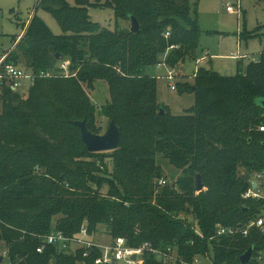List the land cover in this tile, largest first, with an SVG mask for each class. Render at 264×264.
<instances>
[{
  "label": "trees",
  "instance_id": "trees-1",
  "mask_svg": "<svg viewBox=\"0 0 264 264\" xmlns=\"http://www.w3.org/2000/svg\"><path fill=\"white\" fill-rule=\"evenodd\" d=\"M197 2L106 0L102 6L113 10L114 29L90 19L87 7L101 6L91 0H75L74 5L66 0L36 2L35 11L42 8L51 13L62 32L53 34L34 11L7 59L21 60L26 68L38 72L57 69V63L69 57V70L76 74L37 78L25 101L13 104L18 93L10 89L0 95V239L8 242L6 259L0 255V264H95L98 249L87 256L83 250L69 253L54 246L36 250L41 236L51 230L71 236L83 225L93 234L97 226L104 225L111 239L121 236L132 247L149 242L162 251L174 249L178 260L171 264H184L179 259L191 263L209 249L212 264H242L240 256L250 246L253 253L245 264H259L256 256L264 255V231L252 227L245 236L237 228L264 216V198L242 197L250 182L237 170L264 171V131L258 129L264 124L260 104L264 46L244 73L223 76L198 68L193 83L178 82L177 90L191 92L194 103L177 116L160 114L156 78L145 72L159 62L174 68L196 58L202 32ZM130 16L139 22L136 32L119 28L120 20L129 21ZM256 35L264 39V33ZM95 78L109 84L110 101L103 112L120 130L119 146L112 151H87L74 123L85 119L87 129L94 133V110L77 81ZM49 81L54 82L49 90L34 94ZM65 83L73 86L69 94H65ZM51 93L58 96L60 106L51 100ZM141 118L150 119L151 126L142 137L143 144L128 149L121 123L133 134ZM33 123L65 139L66 127L73 128L81 146L78 154L84 159L70 160L74 168H69L57 156L52 158L44 139L29 143L28 127ZM12 137L13 143L4 140ZM105 153L111 157L113 172L100 162ZM160 156L182 171L174 185L157 184L164 178L157 163ZM7 157L13 158L9 161ZM37 166L45 168L44 172H35ZM196 174L201 181L209 180L204 181L209 186L206 190L197 192ZM9 201L24 204L15 208ZM218 226L237 231L217 235ZM141 264L165 263L148 252Z\"/></svg>",
  "mask_w": 264,
  "mask_h": 264
},
{
  "label": "rangeland",
  "instance_id": "rangeland-1",
  "mask_svg": "<svg viewBox=\"0 0 264 264\" xmlns=\"http://www.w3.org/2000/svg\"><path fill=\"white\" fill-rule=\"evenodd\" d=\"M37 1L38 0H0V53L9 52L20 40V34H24L30 18L34 14ZM91 1L101 6L90 5L87 7V13L90 19L100 26L114 29L113 10L110 7L102 6L106 0ZM66 2L69 5L75 4V0H66ZM227 3H239V16H237L236 13H230L226 10ZM35 14L45 23L53 34L57 35L62 32L59 23L51 13L42 8H38ZM197 18L198 25L202 32L199 38L196 58L186 59L178 67L173 68L175 72V80H173V83L175 85H177L178 82L193 83L194 74L198 68L212 70L223 76H236L238 72L244 73L246 65L251 59L257 60L259 58V54L264 46V39L256 34L264 33V0H198ZM126 27H130V22L120 20L119 28ZM242 34H248L249 37L244 39L241 37ZM66 60L70 62L71 59L67 57ZM91 65L92 66H88V68L93 67V64ZM145 72L156 78V97L157 101L162 105L163 113L169 112L174 116L181 115L186 109L193 105L194 96L191 92L180 93L177 88L173 90L169 87V81L164 78L166 75L165 68H159L154 64L146 67ZM72 73L74 74L71 76H75L76 70H74V72L72 71ZM154 73L157 76H154ZM53 84L54 82L51 81L42 83L39 88H36L34 94L39 93L40 90H49ZM77 84L79 89L85 94L91 108L94 110V134H103L110 121L103 112L105 105L110 101L109 84L101 78H95L92 81L80 80L77 81ZM63 85L66 92L65 94L71 93V88L73 86L66 83ZM29 96H31L30 90H24L18 93L12 102L14 104L18 101L28 100ZM50 97L55 104L59 105V98L56 94L51 93ZM2 100L3 99L0 98V116L3 111ZM157 111H155V114H157ZM73 116L78 117L76 114ZM81 118L82 116L80 115V119ZM121 124L124 136H126L128 149L134 148V145L136 148L138 146L140 147L144 141L142 137L145 138L146 130L148 131V128L151 126L150 119H138L136 130L132 134L129 133V127L124 121H122ZM41 126L43 125L41 124ZM28 128L30 133V136L27 137L28 142L31 143L34 140L40 141L44 139L46 144H50L49 147L51 148L49 152H51L52 158H54L53 156H57L67 167L74 168L71 161L83 158L78 154L81 150V146L77 143L78 133L76 134L73 128L66 127V136L64 135L67 137L66 139L58 132H51L47 128H42L39 125L35 126V123L30 124ZM10 138H5L4 140L13 143V137L12 140ZM100 157V162L105 164V168L113 172L111 157L106 153L102 154ZM12 158L13 157H7V160L11 161ZM158 158L157 163L160 166L161 175L166 180V184L174 185L176 180L182 176V171L170 165L166 158L162 156ZM44 170L45 168L39 166L35 168V172H38V174L44 172ZM244 171L242 167H239L237 170L239 173ZM215 177L216 176H214V178ZM204 181L209 180L204 178ZM204 181H201L203 184L201 190H206L209 187L205 185ZM105 191L106 189L103 187L102 192ZM9 203L15 208L17 205L21 206L24 204L23 202L17 203L13 201H9ZM180 214L186 216L184 212ZM188 217H190V215H188ZM56 218L57 217L53 218V224ZM7 227L5 226L8 230H14L10 226ZM259 230L264 231V228H259ZM106 232V227L104 225H99L92 237L97 242H109L111 238ZM10 233L12 234V232ZM7 249L8 242L0 239V255H2L4 259H6ZM207 253L208 254L203 257H196L199 259L198 264H212L211 249L207 250ZM145 254L143 253L141 255L142 259ZM135 264H138V262H135Z\"/></svg>",
  "mask_w": 264,
  "mask_h": 264
},
{
  "label": "built area",
  "instance_id": "built-area-1",
  "mask_svg": "<svg viewBox=\"0 0 264 264\" xmlns=\"http://www.w3.org/2000/svg\"><path fill=\"white\" fill-rule=\"evenodd\" d=\"M226 10L230 13H236L237 16H239L240 5L239 3H227ZM167 35L168 34L166 33L165 36ZM173 47L174 46H170L169 49ZM7 55L8 52L3 53L0 56V95L5 89H10L14 93H21L24 90H28L37 78H50L59 75L67 77L74 74L69 70L68 60H60L56 65L57 69L40 70L36 72L31 68H26L21 62L14 63L9 61L7 59ZM157 67L166 69V75L164 78L169 81V87L175 90L176 85L173 83V80H175L174 69L168 67L164 62H159ZM258 129L260 131H264V124L260 125ZM249 175L250 180L255 181V187H253L249 181L250 187L245 191L243 197L254 199L264 198V171L254 172ZM165 183L166 180L164 178H160L157 181L159 186H162ZM263 225L264 216H260L256 219L248 221L244 226H239L237 229H239V231L246 236L252 227L263 228ZM237 229L218 226L216 234H233L237 231ZM93 235L94 234L90 233L85 225H83L77 233L71 236L53 229L48 234L41 236V243L36 250L41 252L46 246H54L58 250L69 253H75L77 250H83V256H87L92 249H98L100 250V254L94 259L95 264H135V262L141 264L143 261L141 255L145 251H148L158 257L164 261L165 264L175 263L178 260L175 250L171 248H167L165 251H162L158 248L152 247L149 242H144L138 247H132L128 245L126 240L121 236L110 239L108 243L103 244L94 240L92 237ZM132 254H135L136 256L134 260L131 259ZM179 260L180 263L184 264L199 263V259L197 258H194L191 263H185L181 259ZM256 261H258L259 264H264V255L259 253L256 256ZM2 264L9 263L4 262Z\"/></svg>",
  "mask_w": 264,
  "mask_h": 264
},
{
  "label": "water",
  "instance_id": "water-1",
  "mask_svg": "<svg viewBox=\"0 0 264 264\" xmlns=\"http://www.w3.org/2000/svg\"><path fill=\"white\" fill-rule=\"evenodd\" d=\"M130 21V31L136 32L139 29V22L134 16L129 17ZM55 58L60 60L62 57L59 53L55 54ZM21 60H18L20 63ZM260 104L264 108V98L260 99ZM160 114H163V110L160 109ZM74 123L79 127L80 137L82 142L84 143L87 151L90 152H103V151H112L119 146L120 141V130L114 120H110L107 126L106 131L103 134H94L87 129L86 120H77ZM241 178L248 179L252 186L255 187V181L250 180V175L247 172H242L240 174ZM196 190L200 191L203 188V184L201 182V177L199 174H196L195 179ZM253 246H250L241 256L240 262L245 264L249 261L252 253ZM135 254H132L131 259H135ZM2 257H0V261Z\"/></svg>",
  "mask_w": 264,
  "mask_h": 264
},
{
  "label": "crops",
  "instance_id": "crops-1",
  "mask_svg": "<svg viewBox=\"0 0 264 264\" xmlns=\"http://www.w3.org/2000/svg\"><path fill=\"white\" fill-rule=\"evenodd\" d=\"M20 36H21V34H20ZM237 56V55H236ZM234 57V56H233ZM202 58V57H201ZM201 58H199V59H201ZM251 60H254V59H251ZM154 76L156 75L155 73L153 74ZM157 76V75H156ZM99 243H101V241L99 242ZM104 243H108V242H104ZM103 243V244H104Z\"/></svg>",
  "mask_w": 264,
  "mask_h": 264
}]
</instances>
